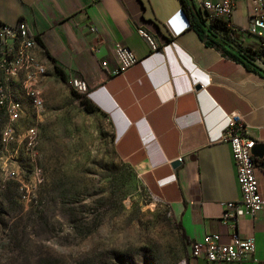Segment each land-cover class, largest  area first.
I'll list each match as a JSON object with an SVG mask.
<instances>
[{
	"label": "crops",
	"instance_id": "0c3cea01",
	"mask_svg": "<svg viewBox=\"0 0 264 264\" xmlns=\"http://www.w3.org/2000/svg\"><path fill=\"white\" fill-rule=\"evenodd\" d=\"M234 2L238 41L263 52L261 38L249 33L257 3ZM0 20L10 26L24 21L42 41L35 53L48 67L55 69V61L68 78L87 81L89 99L109 118L117 155L170 206L191 241L188 264H264V210L254 219H222L223 205L242 199L231 146L223 139L235 118L257 142L264 198L262 75L208 46L189 27L180 0H0ZM90 26L100 36L91 35ZM139 29L154 36L157 50ZM116 42L138 61L117 74ZM253 62L264 72L263 55ZM215 234L223 243L234 234L254 238V252L242 263L194 258L192 247Z\"/></svg>",
	"mask_w": 264,
	"mask_h": 264
},
{
	"label": "rangeland",
	"instance_id": "374dc122",
	"mask_svg": "<svg viewBox=\"0 0 264 264\" xmlns=\"http://www.w3.org/2000/svg\"><path fill=\"white\" fill-rule=\"evenodd\" d=\"M37 59L38 107L23 75L0 78L24 109L10 123L0 108V264H187L172 209L119 158L110 121Z\"/></svg>",
	"mask_w": 264,
	"mask_h": 264
},
{
	"label": "built area",
	"instance_id": "2783aa9c",
	"mask_svg": "<svg viewBox=\"0 0 264 264\" xmlns=\"http://www.w3.org/2000/svg\"><path fill=\"white\" fill-rule=\"evenodd\" d=\"M102 0H90L97 3ZM198 9L201 10L211 21V18H220L228 22L232 27V17L236 9L234 0H194ZM257 3L256 11L250 17L249 33L261 38L264 50V0H254ZM89 32L93 36H100V30L96 26H90ZM138 32L151 45L153 50L158 49L156 40L152 34L145 29ZM30 35L28 27L24 21L15 26H10L0 20V78L5 79L7 68L10 64L17 63V56L20 51H27L30 55V64H34L33 45H29ZM115 55L119 62V69L115 72L123 73L138 61L130 48L120 42L114 44ZM0 79V108L7 113L10 109V99L5 87ZM72 88L79 94L89 97L90 90L87 81L81 76L69 78ZM5 136V134H4ZM224 141L231 146L232 155L237 172V180L242 192V199L238 202H227L224 206L223 221L236 222L240 216L256 218L259 212L264 210V198L259 180V170L262 165L255 154L257 142L250 137L245 124L235 118L227 126L223 134ZM37 140V139H36ZM37 144V141H36ZM36 177H41V171ZM35 178V177H34ZM27 189L23 194L28 193ZM255 248L254 238H242L234 234L228 243L221 242L219 235H208L201 244L192 247L194 258L204 257L209 262H236L242 263L253 254Z\"/></svg>",
	"mask_w": 264,
	"mask_h": 264
},
{
	"label": "trees",
	"instance_id": "16d2710c",
	"mask_svg": "<svg viewBox=\"0 0 264 264\" xmlns=\"http://www.w3.org/2000/svg\"><path fill=\"white\" fill-rule=\"evenodd\" d=\"M180 2L182 6V12L188 22L189 27L191 29H194L208 46L218 48L226 57L243 63L246 68L251 71L257 72L264 77V72H262L253 62L257 58H260V56H264V50L263 52L256 51L240 43L235 35L234 29L229 27L228 22L224 19L211 18V21L208 22L209 18L205 14H203L200 9L197 8L194 0H180ZM36 41L38 45L44 47L40 38H36ZM47 54L49 56L48 52ZM54 63L56 73L62 78L65 83H69V78L66 73L56 64L55 61ZM73 94L79 98H82L83 101L87 103L88 107H90L93 111L101 113L109 120L107 114H105L89 98L84 97L85 95L77 93L74 89ZM178 227L183 232L182 237L189 244H191V241L185 234L183 228L181 227V224H178ZM188 261L189 257H187V264Z\"/></svg>",
	"mask_w": 264,
	"mask_h": 264
},
{
	"label": "bare ground",
	"instance_id": "6f19581e",
	"mask_svg": "<svg viewBox=\"0 0 264 264\" xmlns=\"http://www.w3.org/2000/svg\"><path fill=\"white\" fill-rule=\"evenodd\" d=\"M29 45H33L34 64H30V55H27V51H20V54L17 56V63L10 64L9 68H7L5 80H10L14 76L23 75L26 80V87L29 91V96L33 99L35 107H38L40 104L36 98L34 90L36 88L37 80H39L44 72V66L38 61L35 53V48L38 45L36 38H29ZM7 93L9 94L10 99V109H8L6 114L10 123H15L24 113L23 105L22 102L15 99L10 92L7 91ZM11 135V133L6 132L5 139L7 140ZM31 135L35 136V132H32ZM30 145H32V143Z\"/></svg>",
	"mask_w": 264,
	"mask_h": 264
},
{
	"label": "water",
	"instance_id": "95a60500",
	"mask_svg": "<svg viewBox=\"0 0 264 264\" xmlns=\"http://www.w3.org/2000/svg\"><path fill=\"white\" fill-rule=\"evenodd\" d=\"M175 165H176V166L180 165V162H176Z\"/></svg>",
	"mask_w": 264,
	"mask_h": 264
}]
</instances>
